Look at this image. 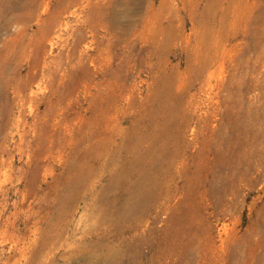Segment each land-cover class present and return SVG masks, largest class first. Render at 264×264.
Returning <instances> with one entry per match:
<instances>
[{"label": "rangeland", "instance_id": "1", "mask_svg": "<svg viewBox=\"0 0 264 264\" xmlns=\"http://www.w3.org/2000/svg\"><path fill=\"white\" fill-rule=\"evenodd\" d=\"M16 1L0 264H264V0Z\"/></svg>", "mask_w": 264, "mask_h": 264}, {"label": "bare ground", "instance_id": "2", "mask_svg": "<svg viewBox=\"0 0 264 264\" xmlns=\"http://www.w3.org/2000/svg\"><path fill=\"white\" fill-rule=\"evenodd\" d=\"M47 2L46 1H43V0H41V1H37L36 2V4L34 3L33 5L31 4V2L29 3V5H27L29 8H30V10L31 11H29L28 12V16H33V15H35V13L37 12V11H39V9H41V8H46L47 7ZM77 4V3H76ZM36 6V7H35ZM20 7V4L16 1V0H0V23L1 22H4V24H5V26H6V28L7 29H9V27H10V25H12V23L13 22H18V19H19V17H18V15H17V13H16V11H17V9ZM100 16V15H99ZM29 19V18H28ZM115 20H116V18H114ZM112 21V20H111ZM56 23H57V21H54L52 24H54V25H56ZM51 24V25H52ZM107 24V23H106ZM111 24H113V23H111ZM112 27H114V25H112ZM51 28H53V26H51ZM126 28V27H125ZM110 29H111V27H110ZM114 29V28H113ZM112 29V30H113ZM93 30V29H92ZM53 32V31H52ZM125 31H123L122 30V33H124ZM48 33H49V31H48ZM125 34V33H124ZM123 34V35H124ZM45 36V35H44ZM81 61V60H80ZM78 63H80V62H78ZM89 68V67H88ZM90 84V83H89ZM89 84L88 83H86L85 84V87H87V86H89ZM141 136H143V135H141ZM128 137H129V135H128ZM131 137H135L134 135L132 136L131 135ZM142 137H141V141H142ZM145 139V138H144ZM119 140V139H118ZM123 140H125V139H123ZM131 140H134V139H132L131 138ZM129 142H130V139H129ZM133 142V141H132ZM118 143V142H117ZM125 143V142H124ZM131 143V142H130ZM139 143V142H138ZM118 146V145H117ZM121 147V146H120ZM125 148V147H124ZM119 152H120V148H119ZM153 152V151H152ZM121 153V152H120ZM156 153V152H155ZM119 154V153H118ZM158 155V154H157ZM136 156V155H135ZM150 159V158H149ZM161 159V158H160ZM135 160V159H134ZM153 160L154 161H157L158 160V156H153ZM128 161V160H127ZM136 161V160H135ZM134 161V162H135ZM119 162V161H118ZM123 162V161H122ZM148 162V161H147ZM159 162V161H158ZM157 162V163H158ZM151 164V163H150ZM123 166H124V164H122ZM121 165V166H122ZM127 165V164H126ZM155 166H158V165H155ZM128 166H126V168H127ZM154 168V167H153ZM157 168V167H156ZM161 168V167H160ZM120 169V168H119ZM122 169H124V167L123 168H121V170ZM152 169V168H151ZM120 170V171H121ZM127 170V169H126ZM123 171H125V170H123ZM118 172H119V170H118ZM118 172H117V174H118ZM154 172H156V171H154V169H153V173ZM125 173V172H124ZM152 173V174H153ZM123 174V173H122ZM121 174V175H122ZM136 175V174H135ZM119 176H120V174H119ZM137 180V179H135V178H132V180ZM144 183H143V187H142V190H141V192H138L135 196H133V199L134 198H138V197H140L141 199H146L147 197H150V194L151 193H149L150 191H151V189H152V185H153V182H152V179L151 178H147V179H145L144 181H143ZM142 202V201H141Z\"/></svg>", "mask_w": 264, "mask_h": 264}]
</instances>
